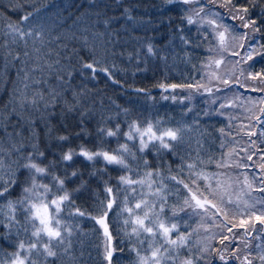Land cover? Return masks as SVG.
<instances>
[{
	"label": "snow or ice",
	"instance_id": "1",
	"mask_svg": "<svg viewBox=\"0 0 264 264\" xmlns=\"http://www.w3.org/2000/svg\"><path fill=\"white\" fill-rule=\"evenodd\" d=\"M133 6L69 3L54 27L49 0H0V60L16 67L0 105V264H74L83 223L100 264H264V0L156 6L152 30L194 70L155 85L180 120L104 104L101 81L155 101L125 87L117 57L167 65L151 36L126 47Z\"/></svg>",
	"mask_w": 264,
	"mask_h": 264
},
{
	"label": "trees",
	"instance_id": "2",
	"mask_svg": "<svg viewBox=\"0 0 264 264\" xmlns=\"http://www.w3.org/2000/svg\"><path fill=\"white\" fill-rule=\"evenodd\" d=\"M6 2V0H5ZM87 0H49V3L53 5H58L59 7H54L50 10V23L56 27L60 21V16L57 15L65 5L72 3L73 11L75 3H86ZM123 3L133 6L131 8V13L135 18V22H129L127 27L130 30L131 35L128 38V43L126 47L129 50H132L133 47L137 44V41L132 39L134 36H151L154 42L158 47L164 48L166 42L169 41V36L167 34V29L163 26L160 27L159 31H153V26L161 18L162 14L158 11L156 6L163 4V0H123ZM259 3V0H257ZM118 11H122L119 9ZM259 9H256L258 12ZM64 16L67 15V12L63 13ZM164 16L168 15L167 13L163 14ZM174 15V14H173ZM234 23L239 24V21ZM122 35H126L122 33ZM123 46V45H122ZM164 51L168 53L167 65L165 66L159 60L153 62L149 60L147 64L146 71H135L134 64L129 65L127 60H121L117 57L118 67L126 70V75L124 71L118 73L120 78L126 79L127 84L125 85L128 88L129 85L134 87H143L151 91L152 95L155 97V101H145L143 95L137 96L135 94L129 96L128 94L122 93L117 89L112 88L111 86H106L103 81L98 85L99 88L103 90L104 94V104L107 106L109 104L108 97H111L116 101L117 104L127 105L131 100L138 107H146L153 114L159 110L161 115L167 113L168 115L174 117L176 120L182 119L181 106L179 101L173 103L171 100L164 101L160 98L161 90L155 85L158 81H167V82H179L184 78L189 77V74L194 75V70L192 65L186 63L182 59V54L179 48V42L173 41L168 44ZM19 65H17L18 67ZM143 63L141 68H143ZM197 68H199V62H197ZM133 72H135V77H133ZM16 67L9 66L7 70L4 68L3 61L0 60V105H2L9 96V89L12 87V82L15 77ZM177 92L181 90H176ZM255 95V94H254ZM185 104L192 103L197 110L203 107L202 100L200 97H195L191 101L185 100ZM193 137L198 136V133L193 132L191 134ZM115 146L114 144L112 145ZM255 159V158H254ZM255 195V193H254ZM81 235L79 240L80 242H74L73 245V254H74V264H100V257L97 255L96 238L92 235L91 224L83 223L81 224ZM4 245L0 242V249ZM0 251V255H2ZM62 264H68V261H62ZM126 264V262H124Z\"/></svg>",
	"mask_w": 264,
	"mask_h": 264
}]
</instances>
